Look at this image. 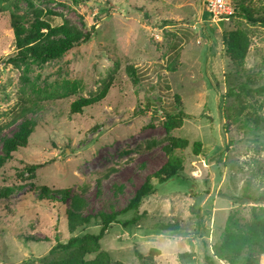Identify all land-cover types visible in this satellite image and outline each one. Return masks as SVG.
<instances>
[{
	"label": "rangeland",
	"instance_id": "obj_1",
	"mask_svg": "<svg viewBox=\"0 0 264 264\" xmlns=\"http://www.w3.org/2000/svg\"><path fill=\"white\" fill-rule=\"evenodd\" d=\"M203 2L0 0V264H49L64 254L51 253L59 242L98 232L99 217L71 226L75 195L83 215L121 212L101 241L113 261L142 264L139 250L158 264H225L217 248L228 220L240 228L264 213V199L244 197L245 187L264 196V27L238 16L214 22ZM12 13L84 32L96 23L97 32L62 57L14 61ZM234 30L250 40L241 62L227 52ZM105 83L101 102L72 113L74 100ZM174 94L188 115L168 133ZM24 123L33 128L28 145L7 154L5 139ZM170 135L190 144L173 153L182 177L159 183ZM147 176L155 192L138 213L124 211ZM41 186L71 189L70 198L41 201Z\"/></svg>",
	"mask_w": 264,
	"mask_h": 264
},
{
	"label": "trees",
	"instance_id": "obj_2",
	"mask_svg": "<svg viewBox=\"0 0 264 264\" xmlns=\"http://www.w3.org/2000/svg\"><path fill=\"white\" fill-rule=\"evenodd\" d=\"M233 7V13L226 15L225 18L238 16L245 19L248 24H259L264 27V0L257 2L255 0H240L237 1V4L233 1ZM100 19L101 16H97L96 20ZM11 23L15 33L16 51L13 56H10V59L14 61H24L28 58L45 61L62 57L73 48L90 41L97 32L96 23L91 25L89 31L84 32L71 25L67 20L61 24L52 25L48 20L30 19L26 15L18 13L11 14ZM227 44V52L230 53L234 61L241 62L246 59L250 48V40L242 30L231 31L227 38ZM171 68L175 70L176 65L173 64ZM128 72L135 81H138L137 69L134 66H129ZM110 87L111 83H105L97 94L90 97L79 96L71 103L72 113L82 112L85 108L101 102L107 96ZM262 88L264 90V85ZM174 97L177 107L174 110L166 111L162 121L168 133L181 127L188 115L183 108L184 102L181 96L174 94ZM247 114L253 116L249 112ZM251 119L252 117L248 118V120ZM32 133L33 128L30 124H22L11 137L5 139V152L9 154L27 146ZM168 137L169 143L165 148L169 159L154 173L159 183L166 182L176 176L182 177L180 175L182 162L174 157L173 153L177 147H185L190 144L188 139L174 135ZM193 144L195 153H199L202 143L195 141ZM3 162H5V157L0 156V165ZM156 186L157 184L152 181V176H147L145 182L130 199L124 211L132 210L138 213L145 199L155 192ZM34 187L37 189L36 186ZM39 189L38 198L41 201L65 203V200L70 198L71 189L52 191L47 186H41ZM245 191L246 195L244 197H248L249 200L257 202L264 199L262 194L252 195L249 192V187H245ZM83 206L84 201L82 198L77 195L72 197V206L67 212L71 226L74 228L84 226L91 223L94 217H99L100 228L98 232L86 231L71 237L67 242H59L51 249V253L63 252L64 254L49 264H128L122 260L113 261L109 252L101 249L102 239L121 212H101L95 216L83 215L81 211ZM138 219L139 216L136 215L132 217L131 221L134 222ZM153 251L157 252L158 250L154 249ZM244 253L245 255H243ZM256 253L264 257V213H254L252 220L240 228H237L236 223L230 218L222 241L218 245L217 256L225 264H261V261L255 258ZM136 255L139 256L142 264H158L153 252L144 256L137 250ZM183 256L187 257L189 254Z\"/></svg>",
	"mask_w": 264,
	"mask_h": 264
},
{
	"label": "built area",
	"instance_id": "obj_3",
	"mask_svg": "<svg viewBox=\"0 0 264 264\" xmlns=\"http://www.w3.org/2000/svg\"><path fill=\"white\" fill-rule=\"evenodd\" d=\"M204 10L211 15V20L216 22L225 18L234 11L232 0H204Z\"/></svg>",
	"mask_w": 264,
	"mask_h": 264
}]
</instances>
